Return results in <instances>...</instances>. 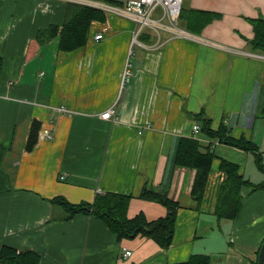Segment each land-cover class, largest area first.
<instances>
[{
	"label": "crops",
	"instance_id": "0c3cea01",
	"mask_svg": "<svg viewBox=\"0 0 264 264\" xmlns=\"http://www.w3.org/2000/svg\"><path fill=\"white\" fill-rule=\"evenodd\" d=\"M67 1L0 0V254L8 244L37 251L40 264H173L193 253L211 255V264L258 263L264 189L243 186L234 220H218L214 209L222 158L253 182L264 174L252 152L195 133L194 125L202 126L195 115L203 111L213 128L225 122L264 150V53L250 43L264 0H182L183 9L219 13L196 31L180 18L208 42L167 32L159 40L146 29L148 38L134 43L136 23L107 14L92 21L83 47L63 51L58 36L41 45L38 32L62 25ZM101 31L105 37L95 39ZM111 107L116 119L103 118ZM35 119L53 137L28 150ZM184 136L212 144L216 154L200 209L191 194L194 170L175 163ZM145 184L179 203L169 248L145 236L119 239L93 215L65 219L52 202L58 195L92 202L114 191L133 195L129 216H164L163 204L139 197Z\"/></svg>",
	"mask_w": 264,
	"mask_h": 264
},
{
	"label": "trees",
	"instance_id": "16d2710c",
	"mask_svg": "<svg viewBox=\"0 0 264 264\" xmlns=\"http://www.w3.org/2000/svg\"><path fill=\"white\" fill-rule=\"evenodd\" d=\"M117 3L118 0H102ZM219 13L207 10H181V20L190 30H198L216 17ZM104 10L79 1L69 0L66 3L62 25L51 24L41 29L37 34L41 45L52 38L59 37V48L63 51H73L87 44L90 37L93 20L104 21ZM254 36L250 43L254 49L264 53V18L252 20ZM143 38H148L144 36ZM202 121L201 131L215 138L217 142L226 143L240 149L252 152L259 170L264 174V150L253 140L244 136L235 137L225 122L219 128L212 127L211 118L203 111L195 115ZM42 123L35 119L30 127L26 147L33 150L39 140ZM216 154L212 144H203L198 138L184 136L180 139L175 163L178 167L191 168L194 177L191 184V194L196 200V209H200L205 198L206 189ZM220 168L225 177L221 182L214 214L218 220L236 219L243 207V186H250L253 190L264 189V180L253 182L240 171L239 164L222 158ZM139 197L163 204L167 213L164 216L150 219L144 211L129 216L128 210L132 194L114 191L98 192L92 202H71L66 197L58 195L52 202L60 205L66 213L65 219H71L78 214L93 215L103 220L119 239L145 236L153 239L162 248H169L174 239L179 203L171 199L166 191H161L145 184ZM211 255L207 253H193L188 260L173 264H211ZM41 255L35 250H18L16 247L5 244L1 249L0 264H40ZM257 264V262L255 263Z\"/></svg>",
	"mask_w": 264,
	"mask_h": 264
},
{
	"label": "built area",
	"instance_id": "2783aa9c",
	"mask_svg": "<svg viewBox=\"0 0 264 264\" xmlns=\"http://www.w3.org/2000/svg\"><path fill=\"white\" fill-rule=\"evenodd\" d=\"M79 2L90 4L104 10L105 14L117 15L130 19L136 23V29L133 42L138 41V37L146 30L152 29L161 38L162 32H167L171 37H182L200 42H208L198 34L193 33L180 25V14L182 10V0H129L124 4H115L102 0H77ZM105 37L103 31L95 35V39L100 40ZM132 52V51H131ZM130 62H127L124 77H128L130 72ZM58 111L67 113L71 112L68 108L61 106ZM101 116L105 119H116L117 110L114 107L108 108ZM201 126L194 125V132L199 133ZM39 137H53L51 127H43L39 132ZM225 174L223 173V179ZM131 250L125 252V256H129Z\"/></svg>",
	"mask_w": 264,
	"mask_h": 264
},
{
	"label": "water",
	"instance_id": "95a60500",
	"mask_svg": "<svg viewBox=\"0 0 264 264\" xmlns=\"http://www.w3.org/2000/svg\"><path fill=\"white\" fill-rule=\"evenodd\" d=\"M257 264H264V241H263L262 246L260 248L259 258H258Z\"/></svg>",
	"mask_w": 264,
	"mask_h": 264
}]
</instances>
